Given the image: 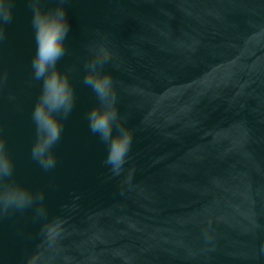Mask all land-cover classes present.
Masks as SVG:
<instances>
[{"label": "water", "instance_id": "water-1", "mask_svg": "<svg viewBox=\"0 0 264 264\" xmlns=\"http://www.w3.org/2000/svg\"><path fill=\"white\" fill-rule=\"evenodd\" d=\"M34 3L12 0L0 37V135L45 212L0 214V264H264V0H63L77 102L47 171L30 157ZM101 44L133 130L120 176L87 121Z\"/></svg>", "mask_w": 264, "mask_h": 264}, {"label": "clouds", "instance_id": "clouds-1", "mask_svg": "<svg viewBox=\"0 0 264 264\" xmlns=\"http://www.w3.org/2000/svg\"><path fill=\"white\" fill-rule=\"evenodd\" d=\"M13 17L12 0H0V37ZM35 52L31 61L32 77L40 82L39 94L32 106L34 138L31 159L43 170L56 166L55 145L61 138L64 118L77 102L76 87L67 71H61L58 60L65 52V39L70 28L63 0L44 7L35 0L32 12ZM116 59L106 45H98L84 64L83 84L89 87L97 103L88 109L90 130L106 145L104 163L113 175L120 176L127 168L133 142V130L120 114L119 91L113 73L105 65ZM15 164L7 142L0 135V214L23 211L35 205L44 213V194L14 179Z\"/></svg>", "mask_w": 264, "mask_h": 264}]
</instances>
